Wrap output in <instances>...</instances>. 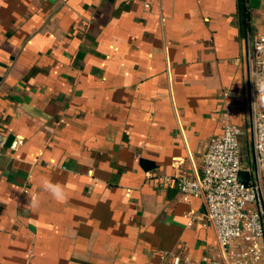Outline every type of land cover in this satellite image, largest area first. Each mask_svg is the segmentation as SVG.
Listing matches in <instances>:
<instances>
[{
  "label": "crops",
  "instance_id": "obj_1",
  "mask_svg": "<svg viewBox=\"0 0 264 264\" xmlns=\"http://www.w3.org/2000/svg\"><path fill=\"white\" fill-rule=\"evenodd\" d=\"M260 35L264 0H0V264L221 260L175 180L252 148Z\"/></svg>",
  "mask_w": 264,
  "mask_h": 264
},
{
  "label": "built area",
  "instance_id": "obj_2",
  "mask_svg": "<svg viewBox=\"0 0 264 264\" xmlns=\"http://www.w3.org/2000/svg\"><path fill=\"white\" fill-rule=\"evenodd\" d=\"M248 59L253 102L264 103V35L252 42ZM6 142L0 131V155ZM242 170L249 172L248 183L239 179ZM175 184L182 193L203 199L205 218L221 247V260L205 255L201 264H264V110L252 113L249 153L238 130L227 123L222 134L211 139L201 171L195 176L182 173ZM172 263L182 264V257L175 256Z\"/></svg>",
  "mask_w": 264,
  "mask_h": 264
},
{
  "label": "water",
  "instance_id": "obj_3",
  "mask_svg": "<svg viewBox=\"0 0 264 264\" xmlns=\"http://www.w3.org/2000/svg\"><path fill=\"white\" fill-rule=\"evenodd\" d=\"M12 140H13V136H10L7 140V145L10 146L11 143H12ZM239 179L244 182V183H248L249 181V172L248 171H245V170H242L240 171L239 173Z\"/></svg>",
  "mask_w": 264,
  "mask_h": 264
}]
</instances>
